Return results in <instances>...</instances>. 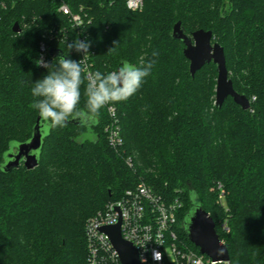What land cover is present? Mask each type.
I'll use <instances>...</instances> for the list:
<instances>
[{"label":"trees","instance_id":"16d2710c","mask_svg":"<svg viewBox=\"0 0 264 264\" xmlns=\"http://www.w3.org/2000/svg\"><path fill=\"white\" fill-rule=\"evenodd\" d=\"M61 3L82 19L78 33L90 42L92 72L115 71L125 61L156 63L133 96L109 104L116 148L104 130L111 123L107 105L94 124L70 121L47 130L33 169L20 164L2 172L5 153L30 138L39 116L30 105L33 83L48 73L37 64L40 44L80 59L67 47L79 34L58 10ZM141 4L131 11L124 0H0V264H87L86 221L139 183L180 202L175 230L188 248L199 251L184 230L198 204L229 264H264V0ZM176 22L186 35L212 33L233 89L249 109L230 97L215 105L213 63L190 76L183 44L170 37ZM55 61L46 53L49 71ZM83 92L84 85L81 105ZM87 132L92 138H83Z\"/></svg>","mask_w":264,"mask_h":264},{"label":"built area","instance_id":"2783aa9c","mask_svg":"<svg viewBox=\"0 0 264 264\" xmlns=\"http://www.w3.org/2000/svg\"><path fill=\"white\" fill-rule=\"evenodd\" d=\"M124 1L126 8L131 11L139 10L142 5L141 0ZM58 10L68 16L71 27L79 34L82 25L80 16L71 12L64 3L58 6ZM77 39L85 40L80 34ZM46 53L47 47L40 44L38 60L44 61ZM79 55L82 59L83 54ZM84 63L87 64L88 71L92 72L89 56ZM106 110L111 123L104 130L109 145L116 148L120 138L115 126V111L109 105ZM180 207L177 199L167 201L144 183L124 191L119 198L106 203L101 211L86 221L84 237L87 264H121L107 236L99 230L101 227L115 225L118 220L121 238L136 249L140 264H229L228 261H213L179 240L175 225ZM221 228L227 230L225 222Z\"/></svg>","mask_w":264,"mask_h":264},{"label":"water","instance_id":"95a60500","mask_svg":"<svg viewBox=\"0 0 264 264\" xmlns=\"http://www.w3.org/2000/svg\"><path fill=\"white\" fill-rule=\"evenodd\" d=\"M19 31V26L14 23L12 32L18 33ZM170 37L183 44L182 54L189 63L188 69L191 77L210 62L216 66L215 105L220 106L226 98L230 97L242 110L249 109L250 104L247 98L233 89L225 66L223 48L216 42L212 43V33L209 30L198 29L186 35L180 22H176L172 27ZM47 54L52 58H57L62 55V52L56 48H49ZM46 133L47 130L41 123L39 115L32 127L30 138L23 143L11 144L3 157L1 171L10 172L17 169L20 164L27 170L36 167ZM99 230L107 236L121 264H140L136 249L121 238L120 220L115 225L101 227ZM184 230L188 241L197 247L201 254L213 261L229 260L227 248L220 242L211 217L201 209L200 205L193 206L186 215Z\"/></svg>","mask_w":264,"mask_h":264},{"label":"clouds","instance_id":"9594fccd","mask_svg":"<svg viewBox=\"0 0 264 264\" xmlns=\"http://www.w3.org/2000/svg\"><path fill=\"white\" fill-rule=\"evenodd\" d=\"M90 42L76 39L67 44L69 50L82 53V59L73 60L61 55L56 58L55 67L38 60L37 64L48 69L47 75L33 83L30 107L36 110L44 122L46 130L63 128L70 121L81 125L94 124L106 105L127 101L142 86L151 74L156 60L139 65L124 62L117 70L102 73L89 72L84 61L90 55ZM115 47L109 51H113ZM153 57L158 52L152 53ZM85 81L86 84H85ZM84 85L85 102L81 105V86ZM193 199L196 193H192Z\"/></svg>","mask_w":264,"mask_h":264},{"label":"rangeland","instance_id":"374dc122","mask_svg":"<svg viewBox=\"0 0 264 264\" xmlns=\"http://www.w3.org/2000/svg\"><path fill=\"white\" fill-rule=\"evenodd\" d=\"M214 89H215V88H214ZM85 137H87V138H92V134L89 133V132H87L86 134H84V137H83V138H85ZM220 201H223V197L220 198Z\"/></svg>","mask_w":264,"mask_h":264}]
</instances>
